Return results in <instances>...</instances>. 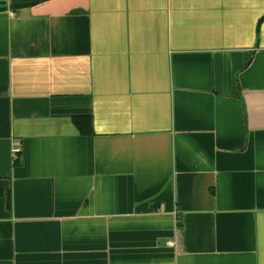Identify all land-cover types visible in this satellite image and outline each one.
<instances>
[{"label":"crops","instance_id":"0c3cea01","mask_svg":"<svg viewBox=\"0 0 264 264\" xmlns=\"http://www.w3.org/2000/svg\"><path fill=\"white\" fill-rule=\"evenodd\" d=\"M0 264H264V0H0Z\"/></svg>","mask_w":264,"mask_h":264}]
</instances>
